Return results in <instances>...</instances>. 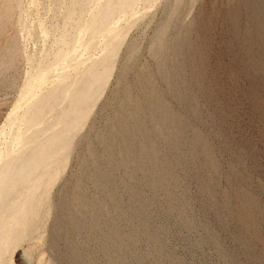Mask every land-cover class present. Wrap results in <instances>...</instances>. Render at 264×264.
I'll use <instances>...</instances> for the list:
<instances>
[{"label": "rangeland", "instance_id": "obj_1", "mask_svg": "<svg viewBox=\"0 0 264 264\" xmlns=\"http://www.w3.org/2000/svg\"><path fill=\"white\" fill-rule=\"evenodd\" d=\"M105 1L0 0V156L69 128L3 261L264 264V0Z\"/></svg>", "mask_w": 264, "mask_h": 264}, {"label": "bare ground", "instance_id": "obj_2", "mask_svg": "<svg viewBox=\"0 0 264 264\" xmlns=\"http://www.w3.org/2000/svg\"><path fill=\"white\" fill-rule=\"evenodd\" d=\"M117 2L119 3L120 8L126 9V8H129L131 6L132 0H117ZM115 3H116L115 0H106L105 4L99 9V12H98V13H100L101 16L98 18V20L96 17L92 18V21H91L92 23L91 22H90L91 24L89 23L90 25L88 26V30H90L92 28L93 29L96 28L98 25H100L99 23H103L101 21L107 20L108 17L114 11ZM8 6L10 7V4ZM5 9L6 8L4 7V10ZM7 9H9V8H7ZM105 67H104V69H105ZM92 69H89V70H92ZM98 73H99V71H98ZM101 73H102V71H101ZM93 74L91 72V74L88 73V76L87 75L86 76L90 77V75H91V78H95L97 76V74L94 75L95 77L93 76ZM91 78H90V80H91ZM96 78H98V76ZM42 80H43L42 77H40V79H38V82L35 85V87L38 88L40 86V83ZM83 80H85V79H83ZM86 81H88V80H86ZM83 83L86 84L85 81ZM88 84H90V83L87 82V85ZM82 85H83V87L82 86L79 87L77 92H76L77 98H78V94L81 96V94L79 92L82 90L84 91V89L86 87V86H84V84H82ZM93 88L94 87H92V89ZM86 90L87 91L90 90L89 87L86 88ZM88 92H90V91H88ZM55 93L56 92L50 93L49 96H47L46 98L34 100L32 102L33 109L37 110L35 112V115L38 117L37 119L41 120V116L43 115V114H40L38 112V110H40L42 108L45 109L44 106L46 107V105L51 101V99L56 97L57 93L56 94ZM71 93H73V92H71ZM90 93H92V92H90ZM70 94L68 95V97L70 96ZM83 94L85 95L84 92L82 93V95ZM86 94H87V92H86ZM87 95H90V94H87ZM64 96H65V94H64ZM77 98H75V96H74L73 99L77 100ZM81 98H85V96L81 97ZM53 100H52V102H53ZM84 101H82L83 102V103H81L82 105H84ZM86 102L87 101H85V103ZM69 103H70V101H69ZM32 104H31V107H32ZM70 105H71V103H70ZM70 107L72 109V106H70ZM74 109H75V104H74ZM74 109L72 111H74ZM77 109H79V108H77ZM78 111H80V110H78ZM41 113H42V111H41ZM66 113H67V111H66ZM33 116H34V114H33ZM64 118L66 120L67 117H64ZM78 118H79V114H78ZM37 119H35L34 121H37ZM28 121L31 122L30 118L28 119ZM34 121L32 120V122H34ZM64 122L65 121L62 120L59 123L63 124ZM75 122H78V121H75ZM69 123H70V121H69ZM74 124L73 123L69 124V127H70V125H73V126H71V127H73L72 129H74V127L76 129L78 125L74 126ZM30 125H35V123H33V124L31 123ZM67 126H68V124H67ZM61 127L62 128H60L57 132H55L53 136L51 135L52 137L51 136L49 138L47 137L46 140H44L42 143H40L36 147H33L27 155H16V156H8V157L3 156V155L0 156V264H11L10 261L4 262L3 256L6 253H9L10 251H12V249L15 248V245L17 246L20 238H22L21 236H23V234L26 232L25 231L26 228L30 227L32 221L39 215L38 214V211H39L38 207H39V205L41 206L43 196H45V194H46L45 192H44L45 193L44 194V193L39 192V191H40L41 187H43L44 189L47 190L49 188V186H51V185H49L50 182L52 184V180L56 176V175H54V170L52 172L53 166L56 164L55 162L58 160L56 158H58V156H59V155L57 157L55 156L56 158L53 156V154H55V151L57 150V149L55 150V148H58L61 145L62 146L65 145L66 142L63 144V141H64L65 137L67 138L66 135H69V133H67L69 131L68 130L69 128L66 129V125L64 127L63 126H61ZM72 129H71V131H75V129L74 130H72ZM22 141H23V139L21 137H17L15 142L19 144ZM62 148H65V147H62ZM62 148L60 151H62ZM57 152H59V150ZM57 152H56V154H57ZM62 156H63V154H62ZM62 156L60 155L59 157L62 158ZM58 162H59V160H58ZM57 165H59V164H57ZM59 166L61 168V166H63V165L61 164ZM58 173L59 172L57 170V175H59Z\"/></svg>", "mask_w": 264, "mask_h": 264}]
</instances>
